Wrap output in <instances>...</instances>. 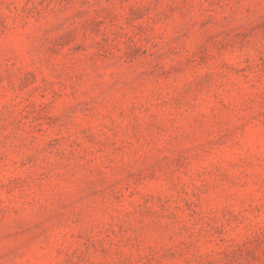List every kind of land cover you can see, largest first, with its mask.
I'll return each mask as SVG.
<instances>
[{"label": "rangeland", "instance_id": "374dc122", "mask_svg": "<svg viewBox=\"0 0 264 264\" xmlns=\"http://www.w3.org/2000/svg\"><path fill=\"white\" fill-rule=\"evenodd\" d=\"M0 264H264V0H0Z\"/></svg>", "mask_w": 264, "mask_h": 264}]
</instances>
